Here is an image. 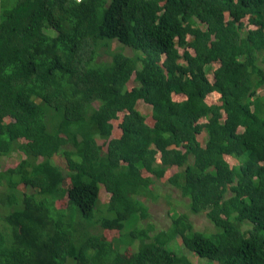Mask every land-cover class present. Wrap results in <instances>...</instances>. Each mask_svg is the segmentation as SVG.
Instances as JSON below:
<instances>
[{"label": "trees", "instance_id": "obj_1", "mask_svg": "<svg viewBox=\"0 0 264 264\" xmlns=\"http://www.w3.org/2000/svg\"><path fill=\"white\" fill-rule=\"evenodd\" d=\"M0 5V264H264V0Z\"/></svg>", "mask_w": 264, "mask_h": 264}, {"label": "rangeland", "instance_id": "obj_2", "mask_svg": "<svg viewBox=\"0 0 264 264\" xmlns=\"http://www.w3.org/2000/svg\"><path fill=\"white\" fill-rule=\"evenodd\" d=\"M1 9V5H0ZM115 45H119L118 43H114ZM124 51L126 53H132L129 48H125ZM211 76V75H210ZM261 94H264V88L261 90ZM138 108L141 110V112L145 115V120L148 123L152 122V117H151V109L149 106L143 104L142 102H139ZM115 134V133H114ZM18 160V155L16 153H12L9 156H2L1 157V163L3 166L8 167V166H14ZM54 160L63 165L64 164V159L61 156L54 157ZM154 188L156 189L157 193H160V198L157 199V201L152 202L149 201V210H148V218L147 220L153 222L157 228L160 230L161 228H165L169 223H170V213L173 215L177 213V211H188V205H187V199L182 198L180 196L179 191L168 184L166 181L163 180H158L156 181ZM169 194L170 198L166 199L165 195ZM108 200V193L105 191L104 188L101 189L100 192V201L101 202H106ZM171 202V204H170ZM171 209V210H170ZM190 218L193 222L194 229L199 230V231H206L208 233H211L215 230L214 226L212 223L208 220L207 216L201 212L199 214H190ZM145 220H141L143 222ZM102 233V232H101ZM104 234H106L107 237L113 239L116 238L118 231L116 229H105ZM179 239V237H178ZM136 245H133L132 249L135 248ZM126 253H129V251H125ZM189 258L193 262H197L198 259L194 254H190Z\"/></svg>", "mask_w": 264, "mask_h": 264}]
</instances>
